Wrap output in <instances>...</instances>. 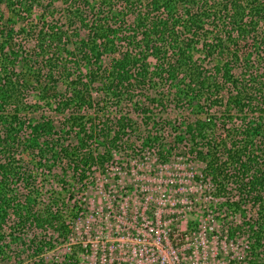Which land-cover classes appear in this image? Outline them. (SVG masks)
I'll list each match as a JSON object with an SVG mask.
<instances>
[{"label":"trees","instance_id":"1","mask_svg":"<svg viewBox=\"0 0 264 264\" xmlns=\"http://www.w3.org/2000/svg\"><path fill=\"white\" fill-rule=\"evenodd\" d=\"M51 1L0 0L16 20L47 5L36 33L21 28L37 37L31 51L14 40V21H3L0 10V264L14 258L15 244L35 253L24 252L27 264H48L42 251L67 240L81 214L82 207L66 205L56 189L40 205L41 175L59 172L57 183L68 190L72 173L85 189L91 168L104 171L111 151L135 134L160 161L178 149L204 164L203 179L223 206L217 214L239 218L226 228L228 239L245 235L244 262L264 264V0H61L64 23L53 17ZM42 54L45 63L38 61ZM103 55L109 56L105 66ZM204 59L215 60L213 68ZM82 61L91 65L85 74ZM236 64L246 81L232 73ZM60 76L67 84L61 96L55 87ZM98 79L108 98L100 107L112 105L118 115L98 119V90L92 93ZM223 82L231 85L225 102L216 94ZM159 85L164 91L151 94ZM32 88L42 99L59 97L57 110L68 112L57 130L49 118L29 117ZM169 101L183 121L171 127L182 130L166 148L167 131L148 126L154 110ZM124 106L144 115L146 132L120 111ZM67 264H80L74 252Z\"/></svg>","mask_w":264,"mask_h":264},{"label":"rangeland","instance_id":"2","mask_svg":"<svg viewBox=\"0 0 264 264\" xmlns=\"http://www.w3.org/2000/svg\"><path fill=\"white\" fill-rule=\"evenodd\" d=\"M61 2L53 0L51 6L54 7L53 17L64 23ZM46 6L36 5L33 15L24 20H16V16L11 17L3 4L0 6L3 21L8 23L10 18L13 19L14 40L25 45L26 51H31L37 44V37L25 35L21 28L24 27L25 31L34 29L32 33H36L43 25L40 16ZM51 20L52 17H49L48 22ZM8 25L11 27L12 24ZM198 47L200 48L199 45ZM202 53L196 51L195 56ZM47 57V54H42L38 61L45 63ZM206 59L203 62L206 67L213 68L215 60ZM102 60L105 66L109 63V56L103 55ZM80 63L81 73H87L91 65L84 61ZM236 65L233 66L232 73L238 79L246 81L247 75L243 76L244 71ZM74 67L72 65V69ZM16 68L21 71V64L17 63ZM57 79L56 92L61 96L66 91L67 84L62 76ZM102 79H98V84L92 86L93 95L96 96L95 90H98V119L106 117L104 113L118 115V111L112 110V105L109 107L107 104L106 109L101 108L104 104L100 103L108 99L104 96L106 91ZM162 87L159 85L151 88L150 93L155 94ZM230 87L229 82H223V87L216 92L218 96H222L223 102L228 97ZM40 95L37 88L29 90L26 107L28 115L34 120L51 119L57 130L63 125L68 112L57 110L59 97L47 96L42 99ZM171 104L169 101L162 107L158 106L154 110V122L148 126V130L153 132L158 131L157 129L167 131L166 148L169 144L174 145L172 135L182 130L181 127L174 129L175 131L171 129L173 124L179 126L183 121L180 112ZM120 111L129 115L146 132L148 124L143 114L128 109V106ZM142 136L131 135L128 142L118 144V148L111 151V158L105 163L104 171L93 166L85 189H81V186L79 188L76 175L72 176V173L66 176L68 190H62L57 183L60 179L59 172L41 175L43 194L40 205L48 203L52 195L50 191L56 189L65 199L66 205L69 203L73 206L76 202L77 206L82 207L80 216L72 223L68 239L42 251L45 261L48 264H67L68 256L74 252L80 264H246L247 237L236 235L234 239H228L226 228L233 221L238 223L239 218L229 214L228 217H221L217 214L223 206L220 207L221 199L213 195L211 184L203 179L204 164L191 159L185 150L178 149L172 151L167 161H160L155 154L156 149L143 148L140 142ZM66 141L73 143L74 137L66 135ZM94 151L101 153L103 146L97 145ZM21 155L24 161L31 158L26 152ZM8 225L5 227L7 240ZM19 245H12L14 258L6 264H27L30 258L26 253L35 255L30 249H20L24 246L20 245L19 248ZM17 251L19 254H16Z\"/></svg>","mask_w":264,"mask_h":264}]
</instances>
